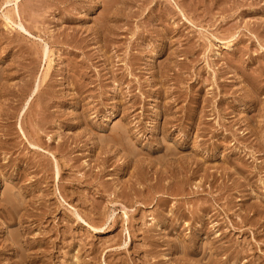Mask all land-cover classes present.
Here are the masks:
<instances>
[{"label": "rangeland", "instance_id": "obj_1", "mask_svg": "<svg viewBox=\"0 0 264 264\" xmlns=\"http://www.w3.org/2000/svg\"><path fill=\"white\" fill-rule=\"evenodd\" d=\"M0 264H264V0H0Z\"/></svg>", "mask_w": 264, "mask_h": 264}]
</instances>
